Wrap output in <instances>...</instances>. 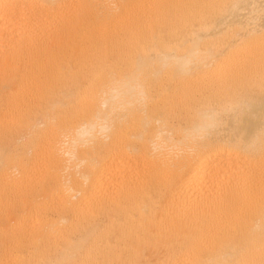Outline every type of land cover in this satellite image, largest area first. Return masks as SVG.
Wrapping results in <instances>:
<instances>
[{
  "label": "bare ground",
  "instance_id": "1",
  "mask_svg": "<svg viewBox=\"0 0 264 264\" xmlns=\"http://www.w3.org/2000/svg\"><path fill=\"white\" fill-rule=\"evenodd\" d=\"M0 264H264V0H0Z\"/></svg>",
  "mask_w": 264,
  "mask_h": 264
}]
</instances>
